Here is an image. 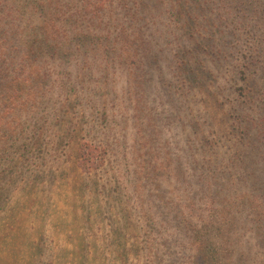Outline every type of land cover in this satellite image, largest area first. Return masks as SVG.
Segmentation results:
<instances>
[{"label":"rangeland","instance_id":"rangeland-1","mask_svg":"<svg viewBox=\"0 0 264 264\" xmlns=\"http://www.w3.org/2000/svg\"><path fill=\"white\" fill-rule=\"evenodd\" d=\"M113 2V11H104L99 24L113 33L118 32L124 40H131L132 48H121L118 62L107 60L104 63L98 60L94 71L69 74L70 78L73 77L76 92L85 90L91 103L75 100L71 110L66 109L68 118L73 116L75 120L78 145L88 139L94 145L110 144V150L101 162L86 171L74 163L79 151H76V145H71L67 148L68 158H71L58 165V178L53 184L51 181L39 183L32 194L15 192L11 208L15 206L19 210L23 202L33 198L32 203L19 210L25 219L19 229L12 230L18 236L16 239L23 243L25 239L35 241L42 237L45 243L55 245L56 252L58 244L63 246L69 241L77 242L79 235L83 234L88 241L106 243L115 225L125 224L127 243L138 248L136 253L130 255L129 263L138 258L139 264H144L141 253L148 233L154 239L153 250H158L155 261L150 264H192L187 235H184L179 219L174 216V210L179 206L187 208L189 201L195 206L205 207V202L208 203L213 197L230 206L234 197L236 200L233 204L239 211V219L232 240L238 239L240 247L236 246V249L244 255L237 259L235 252H232L233 257L225 262L264 264V140L260 138L264 133V81L254 80L250 74L264 67V33L255 34L253 29L244 26L232 34L230 30L235 21L229 23V19L222 18L225 13L221 3H216L213 11L218 13L209 18L204 13L201 24L205 28L211 26L209 22L214 17L218 25L210 31L208 28L199 29L202 35L200 39L182 34L183 29H177L178 21L173 26L172 14L158 12L159 3H168V0H125L124 6L116 5L117 0ZM223 20H227V23ZM221 24L227 26L223 28ZM218 26L220 28L216 29ZM177 30L186 43L174 38ZM130 32L139 34L142 42ZM181 46L190 49L189 53L181 52ZM183 55L189 56L194 69L203 76L200 79L202 85L197 84L191 90L188 87L190 79L183 69L182 62L186 57ZM118 57L116 55L115 60ZM54 66L43 70L45 75L50 72V79L40 87L44 92L47 89L45 104L48 107H40L38 111L47 112L46 115L55 107L57 94L53 92L57 90L56 84L68 79L64 69ZM33 79L41 82L43 78ZM99 84L103 85L104 91L98 89ZM222 84L229 85V88L223 89ZM207 85L210 88L208 91ZM113 86L116 92L106 91ZM211 90H216L214 93L218 100H236L238 106L235 109L230 102H225L224 111L230 112L231 118H225L222 122L213 119L209 123L208 119L199 115L205 110L217 119L222 115L219 113L220 106L215 103L214 97H210ZM66 99L69 98L64 95L59 98L61 101ZM102 102L105 106L103 111L93 105ZM236 115L241 119L240 124L249 143H257L244 147L246 159L241 162L236 161L241 147L236 144L237 133L231 130ZM48 117L52 124L49 131L59 129L56 123H52L56 118ZM198 123H201L200 130ZM200 134L207 137L208 144L203 143ZM209 140H214L219 152H222L215 159ZM177 161L180 170L178 177L173 171ZM46 162V165L52 163L49 159ZM245 162L247 168L242 165ZM243 167L248 170L249 178L245 179L246 169ZM163 168L165 172L159 174ZM168 173L174 174V178L169 179ZM156 179L160 187L155 184ZM200 185L201 189L197 187ZM257 192L260 194L256 199ZM139 193L146 204L152 203L151 212L155 214L159 228L150 223L144 225L139 219L137 214H140V209L135 200V194ZM73 203L76 207H73ZM18 210H13V213ZM125 210H130L135 218H127ZM89 211L92 221H87L85 217ZM63 214L65 220L71 221L68 228L59 224ZM165 227L170 228L171 233L180 228V232L174 236L175 240L163 238H167L165 234L168 233H164ZM22 230L30 237L23 238ZM104 251L107 264H123L117 254L110 253L107 248ZM14 255L4 257L15 264ZM18 261L21 264L22 260Z\"/></svg>","mask_w":264,"mask_h":264},{"label":"trees","instance_id":"trees-1","mask_svg":"<svg viewBox=\"0 0 264 264\" xmlns=\"http://www.w3.org/2000/svg\"><path fill=\"white\" fill-rule=\"evenodd\" d=\"M158 1L161 2L162 0ZM168 1V3H159L158 12L167 15L172 14L174 17L173 26L175 21H178L177 29H183L184 32L181 33H187L186 37L188 36V38L198 37L202 39L199 29L206 30L208 28L201 24L204 19L203 15L206 13V18H209L218 13L217 11L213 12L217 7L216 3H221L224 8L223 19H229V23L235 21V24L231 26L233 29L230 30L232 34L244 26L253 29L255 34L264 33V0ZM125 3V0H117L116 5L124 6ZM111 8H114L113 0H0V264H11L12 262H9V259L5 258L4 255L11 258L9 254L14 255L15 253H17V255H14L16 259L12 258L15 264H20L18 260H22L21 264H107L105 248L110 253L117 254L123 264H139L138 258L129 263L130 255L138 248L134 244L127 243L128 230L125 224L115 225L113 233L106 243L98 244L95 241H88L83 234L79 235L80 239L77 242L69 241L67 244H62L63 246L58 244L56 252L54 251L55 245L45 243V239L43 240L42 237L35 241L25 239L21 243L16 239L18 238V236H15L16 233L12 231L19 229L21 222L25 219L19 214V210L25 208L33 200V198H29L27 202H23L19 210L15 206L11 208L15 192L32 194L36 191V186L39 183L51 181V184H53L58 178V165L71 158H68L67 154L69 146L76 145V151L78 150L79 154L75 156L74 163H78L86 171L91 170L94 165L101 162L105 153L110 150V144H106V146L94 145L88 139L82 140L78 145V142H76L75 120L73 116L68 118L66 109L71 110L75 100H82L86 104L91 103V100H87L89 94L85 90L76 92L77 89L72 82L73 77L70 78V75H76V71H94V66L98 64V60L104 63H107V60L118 62V59H120L118 57L119 50L121 48L126 50L132 48L131 40L128 38L124 40L118 32L113 33V31H109L99 24L102 21L104 11L111 12ZM116 9L118 8L116 7ZM215 19L214 17L209 22L211 25V28H208L209 31L218 25ZM227 20L223 21L227 23ZM220 26L225 28L227 25L221 24ZM178 30L174 38L186 43L183 35L179 32L180 30ZM209 31L208 34L213 36ZM227 32L228 30L225 34ZM134 35V38L137 37L138 41L142 42V37L139 34ZM183 46H181V52L188 54L190 49ZM196 51L198 50L196 49ZM110 54H113V56L109 57ZM116 55L117 60H115ZM183 56H186L183 59L184 62H182L184 63L183 69H185L188 79H190L188 87L191 90L197 84H201L200 79L203 76L199 75L194 69L189 56ZM51 65L64 69L68 78L66 81L56 84L57 90L53 92L57 94L56 103L53 107L54 110L48 112V115L58 119H54L52 123H56L59 128L53 131L48 129L52 124L51 119L46 115L47 112L38 111L40 107H48L45 104L47 89L45 88L44 92L40 87L43 86V83L49 82L50 72L45 75L43 70ZM260 69L261 72L259 73ZM260 69H255L250 74L254 80L264 81V67L262 66ZM34 77H42L43 79L38 82L33 79ZM244 79L246 80V78ZM220 86L223 89L229 88L227 84ZM113 87L106 91L114 90L116 92L115 86ZM205 87L208 91L209 86ZM99 88L104 91L102 84H99ZM215 91L211 90L210 97H214L215 103L221 108L219 113L222 115L217 119L215 116L210 115L207 110L204 113H199L201 117L208 119L209 123L213 122V119L222 122L225 118H231V113L224 111L225 102H230L234 109L238 106L236 100L228 101V98L218 100ZM61 95L69 99L61 101L59 100ZM83 95L86 96L83 97ZM247 97H250V95ZM93 105L101 111L105 107L103 102ZM234 120L235 123L232 124L231 130H235L237 133L236 144L241 146L239 152L237 154L235 152L236 161L241 162L246 159L244 147L248 144L252 146L257 143H249L247 134L240 124L239 115H236ZM62 123L64 125H61ZM200 124L198 123L199 130ZM200 138L204 140L205 145L208 144L206 136L200 134ZM260 138L264 140V133L261 134ZM209 145L214 148L211 151L214 159L222 155L214 140H209ZM48 159L52 162L50 165H46ZM178 163L179 161L173 166V171L177 177L180 171ZM242 165L247 168L246 162ZM245 167L243 169H246ZM164 172L165 169L163 168L159 174ZM169 173L168 176L170 177L168 178H174V174ZM200 175L203 176V173L200 172ZM249 176L246 169L245 179ZM241 177L244 179L243 173ZM165 179H167V175ZM156 181L155 184L160 187L159 181L157 179ZM239 182H241L240 179ZM197 187L202 188L201 185ZM206 188L212 191L211 188ZM132 192H134V189ZM259 194L260 192H257L256 199ZM148 195L153 197L151 194ZM115 199L118 200L117 197ZM135 200L140 209L138 210L140 214L137 215L141 222L144 225L146 223L157 225L159 228L160 224L155 219V214L151 212L150 206H152V203L151 205L146 204V200H143L140 193L135 194ZM235 200L233 197L232 204ZM189 202L187 208H182V206L176 208L174 216L179 219L178 223H181L184 235H187V249L189 248L192 251L193 260L191 263L229 264L225 260L230 259L231 256L233 257L232 252H235V258L237 259L243 257V252L236 249V246L240 247L238 239L232 240L239 219L237 207L234 204L233 206L232 204L225 206L224 203H221L222 200L218 201L214 197L208 203L205 202V207H198L192 201ZM41 204L43 205V202ZM73 207H76L75 203H73ZM13 210L18 211L14 214ZM91 214L90 211L85 214L87 221H92ZM124 215L130 219L133 214L130 210H125ZM62 217L59 224L65 228L70 227L71 221L65 220L66 216L64 214ZM132 218L134 219L135 215ZM169 229L164 228V233L167 231L168 233L165 234L167 238H163L165 240L169 238L175 240L174 236L180 232V228H176L173 233L169 232ZM24 232V230L21 232L23 238L30 237V234ZM65 234L69 236L67 232ZM145 236L141 262L150 264L155 261L158 250L157 248L153 250V237L148 233ZM263 237L264 232H262ZM25 247L27 248L25 249ZM26 254L27 256H25Z\"/></svg>","mask_w":264,"mask_h":264}]
</instances>
